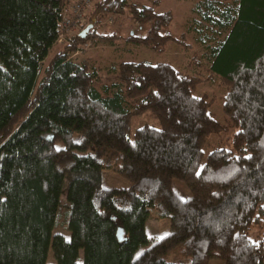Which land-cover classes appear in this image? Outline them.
<instances>
[{
    "label": "trees",
    "instance_id": "1",
    "mask_svg": "<svg viewBox=\"0 0 264 264\" xmlns=\"http://www.w3.org/2000/svg\"><path fill=\"white\" fill-rule=\"evenodd\" d=\"M64 5L0 0V264H48L50 251L55 264H79L81 254L83 264H264V0L197 4L214 33L208 70L123 62L119 83L103 89L71 60L77 46L45 62ZM93 7L96 21L128 9L148 26L146 35L127 38L133 46L163 53L176 41L170 12L127 0ZM80 34L75 42L84 44L90 34ZM177 41L189 50L183 36ZM216 77L227 89L223 113L234 132L231 147L206 154L225 126L211 111L215 99L197 92ZM146 114L159 126L135 129L134 119ZM111 163L131 186H105ZM174 180L190 199L175 192ZM64 189L69 239L54 234ZM153 211L171 232L142 251ZM178 246L188 260L168 261Z\"/></svg>",
    "mask_w": 264,
    "mask_h": 264
},
{
    "label": "rangeland",
    "instance_id": "2",
    "mask_svg": "<svg viewBox=\"0 0 264 264\" xmlns=\"http://www.w3.org/2000/svg\"><path fill=\"white\" fill-rule=\"evenodd\" d=\"M102 1V0H97ZM129 4L138 7L154 6L157 13L170 12L173 17L169 33L176 39L170 42L165 52L157 53L149 48L141 46H133L127 42L130 35L144 36L147 34L148 26L141 27L136 24L131 17L128 9L124 13L103 14L99 15L97 21L94 17L93 1L92 6L86 12V18L78 26L73 27L71 31L65 34L63 41L54 45L46 59V64L56 53L62 51L65 47L72 45L77 46V50L71 55V60L80 65H86L90 73L97 75L99 81L95 80V85L99 89L103 86L110 87L118 84L119 79L117 69L123 62H149L157 64L167 62L175 69L195 75L196 72L206 71L211 65V49L214 42L211 40L213 31L208 26L202 24L201 15L197 12V4L204 3L206 0H127ZM228 3L236 8L239 0H228ZM95 22L93 23V21ZM93 24L92 29L87 36L90 37L84 44H77L75 37L81 33L86 27ZM83 26L85 28H83ZM82 29V31H81ZM184 37L189 50L185 49L177 40ZM109 37L110 40L104 41L100 38ZM191 62L195 64H191ZM116 91V88L111 90ZM227 89L224 87L219 78L216 77L212 82L201 84L198 88L197 95H207L209 99H215V103L211 111L215 114L217 120L225 126L222 133L213 135L208 140V146L205 151L208 154L215 147H231V139L234 130L230 127L223 113V101L221 98L226 94ZM136 128L145 125L158 127V122L150 114L143 115L134 119ZM105 186L117 189H125L131 186L130 179L123 177L117 172V164L111 163L109 168L104 172ZM65 188V187H64ZM173 189L183 199L187 200L192 197L191 191L181 181H173ZM69 211V203L66 200V189L61 197V209L57 220L54 234H63L69 239L67 231V213ZM147 231L149 234V244L142 248V251L149 248L155 242L168 236L171 232L170 221L162 219L156 211H153L147 222ZM257 234V231L253 233ZM167 260L170 262L187 261L188 257L182 247H174L170 250ZM79 264H83V255L81 254ZM48 264H55L53 252L50 251L48 256ZM209 264H224L220 259H214Z\"/></svg>",
    "mask_w": 264,
    "mask_h": 264
},
{
    "label": "built area",
    "instance_id": "3",
    "mask_svg": "<svg viewBox=\"0 0 264 264\" xmlns=\"http://www.w3.org/2000/svg\"><path fill=\"white\" fill-rule=\"evenodd\" d=\"M65 5L60 10L58 21V39L62 42L66 33L73 27H78L86 18V12L95 0H64ZM97 1V0H96Z\"/></svg>",
    "mask_w": 264,
    "mask_h": 264
},
{
    "label": "water",
    "instance_id": "4",
    "mask_svg": "<svg viewBox=\"0 0 264 264\" xmlns=\"http://www.w3.org/2000/svg\"><path fill=\"white\" fill-rule=\"evenodd\" d=\"M95 22V20L93 21V23ZM93 27V24L89 25L88 27H86L80 34L81 38H85L87 36V34L89 33V31L92 29ZM117 235H118V238L120 241L123 240V235H124V232L122 229H119L118 232H117Z\"/></svg>",
    "mask_w": 264,
    "mask_h": 264
}]
</instances>
